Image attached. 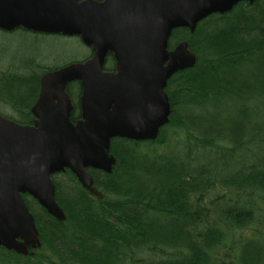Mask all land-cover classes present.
Returning a JSON list of instances; mask_svg holds the SVG:
<instances>
[{"label": "trees", "instance_id": "obj_1", "mask_svg": "<svg viewBox=\"0 0 264 264\" xmlns=\"http://www.w3.org/2000/svg\"><path fill=\"white\" fill-rule=\"evenodd\" d=\"M181 42L197 63L169 80L159 138L112 140L116 165L88 169L91 191L69 170L53 175L65 221L25 195L42 246L0 248V264H264V0L174 30L169 48ZM58 68L40 58L1 68L11 113L0 114L32 124L41 77ZM67 93L75 122L80 84Z\"/></svg>", "mask_w": 264, "mask_h": 264}, {"label": "water", "instance_id": "obj_2", "mask_svg": "<svg viewBox=\"0 0 264 264\" xmlns=\"http://www.w3.org/2000/svg\"><path fill=\"white\" fill-rule=\"evenodd\" d=\"M256 1L0 0V30L80 37L93 52L88 60L41 77L33 124L0 115V248L27 256L41 247L24 195L66 220L52 175L70 170L91 191L88 169L112 173L116 164L112 139H158L172 113L169 80L197 63L188 43L169 49L174 30L194 33L209 16ZM109 53L115 72L103 70ZM76 81L82 88L81 118L73 122L66 89Z\"/></svg>", "mask_w": 264, "mask_h": 264}, {"label": "rangeland", "instance_id": "obj_3", "mask_svg": "<svg viewBox=\"0 0 264 264\" xmlns=\"http://www.w3.org/2000/svg\"><path fill=\"white\" fill-rule=\"evenodd\" d=\"M90 55V48L77 37L37 34L21 29L14 32L0 30V69L9 65L21 67L36 58L47 62V66L62 67ZM0 112L4 115L11 113L3 107Z\"/></svg>", "mask_w": 264, "mask_h": 264}, {"label": "flooded vegetation", "instance_id": "obj_4", "mask_svg": "<svg viewBox=\"0 0 264 264\" xmlns=\"http://www.w3.org/2000/svg\"><path fill=\"white\" fill-rule=\"evenodd\" d=\"M80 1H85V0H80ZM97 3H103L105 0H94ZM116 68V61L113 56V54H109L106 58V64L103 68L104 71L106 72H114ZM80 118V116L78 117Z\"/></svg>", "mask_w": 264, "mask_h": 264}]
</instances>
